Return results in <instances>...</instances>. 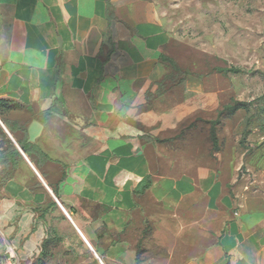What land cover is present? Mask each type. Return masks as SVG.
<instances>
[{"label": "crops", "instance_id": "obj_1", "mask_svg": "<svg viewBox=\"0 0 264 264\" xmlns=\"http://www.w3.org/2000/svg\"><path fill=\"white\" fill-rule=\"evenodd\" d=\"M171 38L157 0H0V254L264 264L263 154L191 170L158 142L206 93L164 91Z\"/></svg>", "mask_w": 264, "mask_h": 264}, {"label": "rangeland", "instance_id": "obj_2", "mask_svg": "<svg viewBox=\"0 0 264 264\" xmlns=\"http://www.w3.org/2000/svg\"><path fill=\"white\" fill-rule=\"evenodd\" d=\"M157 7L172 35L164 56L169 69L164 91L186 80L200 81L206 90L200 100L195 97L180 110L183 118L179 125L177 120L172 124V136L158 139L172 148L174 168L208 167L221 155L229 161L234 153H245L242 161L252 156L260 161V154L264 157V138L258 136L264 135V0H157ZM212 94L220 96L221 104ZM236 104L240 110L226 111L220 118L216 149L209 122L225 106ZM249 129H256L250 142ZM251 141L258 148H251ZM195 157L200 160H191ZM241 171L246 173L244 166ZM144 252L140 264H165L145 261ZM51 264L104 263L87 250L75 262Z\"/></svg>", "mask_w": 264, "mask_h": 264}, {"label": "trees", "instance_id": "obj_3", "mask_svg": "<svg viewBox=\"0 0 264 264\" xmlns=\"http://www.w3.org/2000/svg\"><path fill=\"white\" fill-rule=\"evenodd\" d=\"M164 61H165V58H164ZM264 97V95H263ZM243 105V104H242ZM246 105V104H245ZM241 108L239 107L238 104L236 105H227L225 106L221 112L218 113V116L215 120L213 121H210V125H211V128H210V137H211V140H212V143H213V146L218 149L217 145H218V136H217V126L219 125L220 123V118L221 116L224 114V112L226 111H231V112H236L238 110H240ZM46 262L44 260H39L37 262H35L34 264H45ZM136 264H140V251L137 252V257H136V261H135Z\"/></svg>", "mask_w": 264, "mask_h": 264}, {"label": "built area", "instance_id": "obj_4", "mask_svg": "<svg viewBox=\"0 0 264 264\" xmlns=\"http://www.w3.org/2000/svg\"><path fill=\"white\" fill-rule=\"evenodd\" d=\"M0 264H19L16 260L13 248L11 246H7L5 248L4 253L0 257Z\"/></svg>", "mask_w": 264, "mask_h": 264}, {"label": "water", "instance_id": "obj_5", "mask_svg": "<svg viewBox=\"0 0 264 264\" xmlns=\"http://www.w3.org/2000/svg\"><path fill=\"white\" fill-rule=\"evenodd\" d=\"M96 258H98V257H96ZM99 260V259H98ZM100 261V260H99ZM101 262V261H100ZM102 263V262H101Z\"/></svg>", "mask_w": 264, "mask_h": 264}]
</instances>
